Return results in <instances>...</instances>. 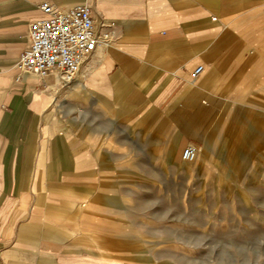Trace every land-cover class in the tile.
I'll use <instances>...</instances> for the list:
<instances>
[{"label":"crops","instance_id":"1","mask_svg":"<svg viewBox=\"0 0 264 264\" xmlns=\"http://www.w3.org/2000/svg\"><path fill=\"white\" fill-rule=\"evenodd\" d=\"M43 1L91 9L99 40L70 81L19 66ZM260 29L264 0H0V264H82L65 246L74 235L69 228L82 219L77 211L92 199L87 193L99 160L73 147L69 125L101 109L112 115L109 107L127 117L152 110L174 129L181 150L202 135L212 97L197 79L206 67L203 83L220 74L219 65H210L214 46L234 30ZM248 37L264 47V32ZM261 57L258 50L251 56ZM239 61L245 68L247 60ZM154 131L137 129L140 139L149 134L148 144L162 140ZM210 144L201 149L205 157ZM113 148L108 137L99 146ZM83 235L100 242L98 234Z\"/></svg>","mask_w":264,"mask_h":264},{"label":"rangeland","instance_id":"2","mask_svg":"<svg viewBox=\"0 0 264 264\" xmlns=\"http://www.w3.org/2000/svg\"><path fill=\"white\" fill-rule=\"evenodd\" d=\"M256 32L264 30H234L223 38L210 60L220 74L203 83L206 67L197 79L212 100L201 138L192 142L200 149L193 161L180 158L174 129L152 110L127 117L109 107L112 115L101 109L68 126L73 147L99 160L87 193L92 199L69 228L70 258L82 264H264V47L248 37ZM241 42L248 48L240 49ZM257 50L262 57L252 60ZM149 126L161 141L148 144L146 133L140 139L137 129ZM107 137L114 148L100 150ZM86 233L100 235V242Z\"/></svg>","mask_w":264,"mask_h":264},{"label":"built area","instance_id":"3","mask_svg":"<svg viewBox=\"0 0 264 264\" xmlns=\"http://www.w3.org/2000/svg\"><path fill=\"white\" fill-rule=\"evenodd\" d=\"M40 15L29 23L28 40L19 56L22 70L36 74L57 72L64 81L72 80L81 64L94 50L98 36L90 7L78 3L60 8L49 1L39 5ZM203 65L192 72L196 78ZM198 147L189 142L181 150L183 161H193Z\"/></svg>","mask_w":264,"mask_h":264},{"label":"bare ground","instance_id":"4","mask_svg":"<svg viewBox=\"0 0 264 264\" xmlns=\"http://www.w3.org/2000/svg\"><path fill=\"white\" fill-rule=\"evenodd\" d=\"M198 151H199V149L197 150V155H196V156H197V158H198V156H199V154H198ZM203 157H204V156H203ZM202 164H203V163H202Z\"/></svg>","mask_w":264,"mask_h":264}]
</instances>
